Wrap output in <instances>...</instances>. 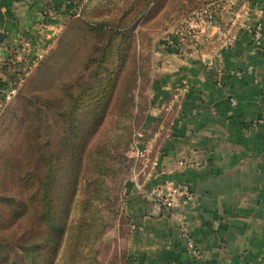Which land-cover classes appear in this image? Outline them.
Listing matches in <instances>:
<instances>
[{
	"label": "crops",
	"instance_id": "obj_1",
	"mask_svg": "<svg viewBox=\"0 0 264 264\" xmlns=\"http://www.w3.org/2000/svg\"><path fill=\"white\" fill-rule=\"evenodd\" d=\"M236 2L248 9L251 26L262 25V39L255 47L242 32L222 52L218 65L238 75L227 74L221 86L198 49L186 55L156 49L144 157L133 158L137 166L124 193L126 264H261L264 0ZM66 12L64 0H0V92L12 79V65L28 64L50 49ZM167 179L187 184L196 197L192 208L172 217L148 196Z\"/></svg>",
	"mask_w": 264,
	"mask_h": 264
},
{
	"label": "trees",
	"instance_id": "obj_2",
	"mask_svg": "<svg viewBox=\"0 0 264 264\" xmlns=\"http://www.w3.org/2000/svg\"><path fill=\"white\" fill-rule=\"evenodd\" d=\"M158 1L89 0L81 5L77 0L82 19L66 9L64 28L69 21L82 26L72 36V47L83 75L63 90L57 144L50 147L33 137V166L17 171L13 188L0 197V264H96L92 246L104 234V217L97 215L94 204L111 207L103 176L114 156L108 149H91V142L106 120L124 64L120 49L127 52L128 44L120 46L121 38L135 29L138 19L155 12ZM192 4L186 14L196 0ZM25 114L27 139L28 109Z\"/></svg>",
	"mask_w": 264,
	"mask_h": 264
},
{
	"label": "rangeland",
	"instance_id": "obj_3",
	"mask_svg": "<svg viewBox=\"0 0 264 264\" xmlns=\"http://www.w3.org/2000/svg\"><path fill=\"white\" fill-rule=\"evenodd\" d=\"M158 2L154 6L155 12L152 11L145 19H138L135 29L121 38L123 44L120 46L128 44L127 52H123V47L120 49L122 57L125 55L124 64L114 81V96L106 120L91 142V149H108L114 156L105 164L107 172L112 175L107 173L103 176L112 200L111 207H105L103 203L94 204L97 215L104 217V234L92 246L96 264H125L130 232L124 211V193L134 175L137 166L135 160H139L136 158V150L143 147V140L150 129L146 128L147 112L152 107H149L148 95L155 77L154 69L160 58L156 49L161 52L164 47L171 50L164 45L163 39L193 5V0ZM81 13L76 18L82 19ZM79 24L69 21L68 28L63 26L50 49L47 48L42 56H33L23 66L12 65V79L2 86L0 197L7 194L6 190L13 188L17 171L33 166L36 158L31 145L33 137L35 139L39 136V141L50 147L59 140L61 120L58 114L64 99L63 90L66 86L75 85L83 75L78 69L82 64H78L80 56L75 54L72 47V36L82 29ZM59 41L65 45L58 46ZM10 92L13 94L9 95ZM26 109L30 112L27 124L31 125L27 133L31 139L28 137V140L24 138L26 132H23L22 124ZM2 188L5 192H2Z\"/></svg>",
	"mask_w": 264,
	"mask_h": 264
},
{
	"label": "built area",
	"instance_id": "obj_4",
	"mask_svg": "<svg viewBox=\"0 0 264 264\" xmlns=\"http://www.w3.org/2000/svg\"><path fill=\"white\" fill-rule=\"evenodd\" d=\"M76 1L64 0V8H68L69 14L79 17L81 10L80 7L75 6ZM196 2L197 5L165 36L163 43L177 55H186L198 49L199 53L208 59L207 68L213 73L217 86H221L227 74L238 75L234 72L228 73L218 65L222 52L233 48L242 32L251 35L255 47H259L263 27L260 24L251 26L247 20L248 9L238 7L236 0H196ZM11 94L13 93L10 92L9 95ZM230 103L235 105L234 100H230ZM143 157L144 150L138 148L136 158ZM148 196L170 217L176 210L184 207L192 208L196 203V197L189 186L173 179L163 180ZM183 231L187 238L184 229ZM188 245L191 253L197 257L198 253L194 250L191 240ZM261 264H264V249Z\"/></svg>",
	"mask_w": 264,
	"mask_h": 264
},
{
	"label": "water",
	"instance_id": "obj_5",
	"mask_svg": "<svg viewBox=\"0 0 264 264\" xmlns=\"http://www.w3.org/2000/svg\"><path fill=\"white\" fill-rule=\"evenodd\" d=\"M157 208H160V206H159V205H157Z\"/></svg>",
	"mask_w": 264,
	"mask_h": 264
}]
</instances>
